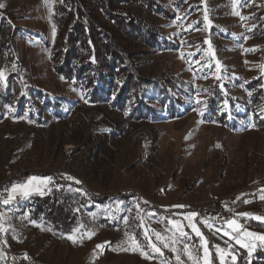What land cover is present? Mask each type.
<instances>
[{"label": "rangeland", "instance_id": "obj_1", "mask_svg": "<svg viewBox=\"0 0 264 264\" xmlns=\"http://www.w3.org/2000/svg\"><path fill=\"white\" fill-rule=\"evenodd\" d=\"M159 2L172 9L174 16L171 19L159 17L156 20L168 44L147 56V70L168 74L181 85L185 105L181 110L184 113L180 117L154 122L150 128H139L133 137L124 139L115 159L114 177L106 189H102V175L88 181L75 172L74 159L69 166L65 164L67 156L78 148L77 143L70 138L59 148L57 144L50 149L43 145L52 140L48 132H59L67 127L66 123L42 131L35 127L28 113L16 116V107H0V186L11 191L13 187L27 185L29 192L28 196L22 195L23 198L14 200V203L43 192L49 183L45 179L48 178L46 173H53L60 168L80 177L83 184H76L96 194L106 191L109 194L117 193L120 198L125 195L121 194L123 191L131 189L141 196L132 197L131 203L117 200L115 206L109 207L106 212L95 211L91 214L89 229L85 233L66 235V240L57 237L55 231L42 219L31 220L28 212L19 214V209H4V204L1 217L7 223V232L2 241L5 252L24 253L32 257L36 264H171V252L182 258L191 257L182 251L184 249L189 253L191 248H178H181L180 238H184L190 240L187 243L191 247L193 243L194 247L199 243V251L195 255L198 254L201 264H214L207 240L204 243V237L196 232L195 237L191 234L193 231L190 227L196 225L197 217L183 222L175 217L189 216L190 212H177L190 209L192 213L194 207L220 198L233 201L242 215L248 213L243 216L250 223L247 230H243L238 220H229H235L240 227L228 228L232 232L230 238L234 237V241L232 244L227 243L226 252H221L222 249L218 247V264H238L239 246L249 253L248 258L251 256L254 235L248 233L259 232V240L264 237L261 229L264 219H256L264 217V199H261L264 193L249 192L254 180L264 176V129L253 128L249 117L238 118L236 123L231 119L223 121L224 115L221 113L229 106L225 101L222 105H214L215 108L209 106L212 91L217 84L222 85L231 96L246 102L245 96L249 95L246 82L259 76L262 71L259 55L261 47L255 40V23L252 18L257 7H250L247 0H191L184 6L173 0ZM0 5H3L0 7V15L20 27L16 45L19 56L25 59V71L21 74L25 82L27 75L35 87L49 92L51 97L68 98L62 104L64 111L76 103L75 100L83 104L79 91L72 88L71 83L63 77H57L52 70L51 53L55 47L51 18L53 1L0 0ZM256 6L262 8L260 4ZM210 13L213 14L216 26L224 32L218 29L214 33L216 51L204 45V34H209L212 22ZM206 40L209 44V39ZM27 64H31L29 68ZM0 72L4 74L0 78V89L4 90L8 86L9 72ZM33 77L37 79L32 80ZM238 108L242 110L240 104H237ZM99 128L98 121L88 120V132ZM58 137L59 134H55V139ZM54 152L58 154L57 157ZM52 176L50 181L54 180ZM33 177L37 179L28 184ZM17 190L23 194L24 189L17 187ZM180 202L187 207L166 208V205ZM149 203L150 206L166 210L170 216V226H166L148 210ZM133 206L146 208L140 213L143 232L140 237H136L132 231L135 225H130V216L120 218ZM104 214L112 222L119 218L123 229L117 226L111 228L107 222L98 224ZM229 221L225 222L224 228L230 227ZM201 222L204 224H201L202 230L205 229L212 241H215L214 244L219 245L215 226L204 220ZM172 232L177 233L172 236ZM69 236H73L76 242L69 239ZM152 236L156 238L155 243ZM167 236L169 241L166 240ZM131 237L138 242L139 249L123 250L131 246ZM153 244L162 249L155 251ZM97 245H103V248H97ZM221 255L223 260L220 259ZM3 264H12V260H5Z\"/></svg>", "mask_w": 264, "mask_h": 264}, {"label": "trees", "instance_id": "obj_2", "mask_svg": "<svg viewBox=\"0 0 264 264\" xmlns=\"http://www.w3.org/2000/svg\"><path fill=\"white\" fill-rule=\"evenodd\" d=\"M51 1H53L51 18L55 31V47L51 53L52 70L57 77H63L71 83L72 88L79 91L83 104H80V100H75L76 103L64 111L62 104L68 98L51 97L49 92L35 87L27 75L25 82L21 76L25 71V59L19 56L16 45L20 27L14 26L6 16L0 15V71L9 72L8 86L4 90L0 89V107L4 108L6 105L16 107L14 114L16 116L28 113L29 119L35 122V127L42 131L50 126L66 123L67 127L60 129L59 132L52 130L48 132L52 140L43 145L50 149L57 144L56 147L59 148L70 138L77 143L78 148L67 156L65 164L69 166L74 159L75 172L88 181L90 178L97 179L102 175V189H106L114 177L115 159L124 139L133 137L138 133L139 128H150L154 122L180 117L184 113L181 110V107L185 106L181 85L168 74H156L147 70V56L168 44L156 20L159 17L171 19L174 13L159 0ZM188 1L191 0H173L174 3L182 6ZM196 1L201 2V0ZM247 1L250 7H257V11L252 13V18L255 23V40L261 47L259 55L262 60V71L259 76L246 82V87L249 89V95L245 96L246 102L237 96H231L222 85L217 84L212 91L209 106L215 108L214 105L225 101L229 106L221 113L224 115L223 121L232 120L236 123L238 118L249 117L253 128L263 130L264 0ZM257 4L262 8L259 9ZM210 20L212 22L208 30L209 34L204 32V45H209L210 49L216 51L214 33L219 28L213 20L212 13ZM219 31L224 33L221 29ZM206 39H209V44ZM30 65L27 64L26 67L29 68ZM36 77L32 80L37 79ZM223 85L228 86V84ZM237 104H240L242 110L236 109ZM219 118L221 119V116ZM90 119L100 123L98 130L87 131L86 125ZM235 123L231 125L234 124L233 127H236ZM55 134H59L58 139H55ZM54 154L58 156L56 152ZM51 175L53 173H46L45 176L51 177ZM118 196L106 191L98 195L74 182L54 177L52 185L46 191L32 194L19 203L10 202L3 207L16 211L19 209V214L28 212L31 220L42 219L55 231L57 237L66 240V235L74 232L85 233L92 222L91 214L95 211L106 212L109 207L115 206L117 200L131 203L132 197H140L137 194L120 196V198ZM147 205L151 213L158 216L166 226H170V216L166 214V210L152 205L151 207L150 203ZM145 209L133 206L130 211L127 210L124 215H120L121 219L127 215L128 218L131 217L130 225H135L131 230L136 233V237H140L143 233L140 213ZM185 211L191 213L190 209L177 213ZM107 216L104 214L99 222L95 219L98 224L107 222L111 228H116L115 226L122 228L119 218H115L112 222ZM175 219L181 222L188 221V216H179ZM203 220L213 224L214 229H217L216 239L220 241L219 245L214 244L215 241H212L204 228V231L202 230ZM195 223L202 233L201 237H204V243L206 239L209 244L211 260L214 264H218V247L226 252L227 243L232 244L234 241V237L230 238L232 232L228 230L231 227L224 228L225 222L217 225L211 220L201 218H197ZM261 229L264 236V225H261ZM131 230L129 232H132ZM190 230L193 231L191 227ZM176 233L171 234L173 236ZM191 234L197 236L195 231ZM180 239L181 248H178L181 250L183 247L191 248L189 253L182 250L185 255L191 257L182 258L171 252L169 254L171 264L189 262L201 264L200 257L197 256L198 254L195 255L196 251H199V243H196V247L193 243L191 247L187 243L189 239ZM152 240L156 242V238L153 237ZM166 240L169 241L170 238L167 236ZM256 243L257 246L252 249L249 258V253L244 248L240 246L237 248L240 252L238 264H248V262L264 264V239ZM184 254L182 256H185ZM228 256L229 254L226 257Z\"/></svg>", "mask_w": 264, "mask_h": 264}, {"label": "built area", "instance_id": "obj_3", "mask_svg": "<svg viewBox=\"0 0 264 264\" xmlns=\"http://www.w3.org/2000/svg\"><path fill=\"white\" fill-rule=\"evenodd\" d=\"M52 176L60 178L64 181L67 182H74L83 184L80 181V177L77 175L73 174L69 170H66L65 168H60L58 171H54ZM71 177L72 179H69ZM52 185V181H50L45 188V191L47 190L48 187ZM249 192L253 193H264V176L257 178L254 180V184L250 185L249 187ZM100 194L99 192H97ZM125 195H128L130 193H136V190H131V189H126V192H122ZM16 195H23L21 191L17 190L15 193L12 191H9L7 188L0 186V228H3V231H0V264L1 260H12V264H36L35 260L24 254V253H13V252H5L2 248V241L3 238L7 232V223L2 219L1 214H2V209H1V202L8 199L9 196H12L13 199L10 201H14V197ZM179 205H182V203H172L170 205H166V208H171V209H179V208H184V207H177ZM162 207L163 205H159ZM185 206V205H183ZM187 207V206H185ZM194 212H196L198 215L196 216L197 218L201 219H207V220H220L221 224L224 222L231 220V219H236L238 220L241 225L243 226V230H247V225L250 223V220L243 216L241 213H239L236 209V206L233 201L229 200L228 198H220V199H212L208 200L207 204L201 205L198 207H194ZM260 239V233L255 232L254 234V241H258Z\"/></svg>", "mask_w": 264, "mask_h": 264}, {"label": "snow or ice", "instance_id": "obj_4", "mask_svg": "<svg viewBox=\"0 0 264 264\" xmlns=\"http://www.w3.org/2000/svg\"><path fill=\"white\" fill-rule=\"evenodd\" d=\"M0 7H3V5H0ZM207 19H208V17H207V15H205V20H207ZM217 64H219V61H217ZM3 76H4L3 72H0V78H3ZM35 179H37V178L36 177L31 178V180L28 181V184H31L32 180H35ZM45 179L46 180H51V177H48V178H45ZM69 179H72V178L69 177ZM77 183H79V181H77ZM17 187L24 189L23 195L24 196H28L29 192L27 190V185H21V186L13 187L11 191L13 193H15L17 191ZM12 199H13V197L12 196H9V198L6 199V200H4L3 203L8 204L9 201L12 200ZM261 199H264V196H262ZM177 207H185V206L179 205ZM197 215L198 214L196 212H192V213L189 214L188 219L191 220L192 217H195ZM243 215H249V214L248 213H245ZM256 219H264V217H256ZM205 222L207 223V221H205ZM173 223H175V221H173ZM228 223H229V226L230 227H235L237 229L240 227L236 223L235 220L229 221ZM192 229H193V231H195L197 233V235H202V233H200L199 229L197 228V226L195 224H192ZM0 231H3V228H0ZM181 234L183 235V233H181ZM248 235H254V234L253 233H248ZM157 236H159L158 233H157ZM68 238L69 239H72L73 242H76V240H75V238L73 236H69ZM89 238H91V234L89 235ZM261 239H264V237H261ZM130 241H131V246L129 248L123 249V250H131V251L138 250L139 249V244H138V242L135 241V238L134 237H131L130 238ZM237 242L239 243V241H237ZM152 247H153V249L155 251H157V252L160 251V249L158 247H156L155 244H153ZM97 248H103V245H97ZM205 251L207 252V249H205ZM220 251L223 252V250H220ZM223 258H224L223 255H221L220 259L223 260ZM177 259H179V257H177ZM232 259H235V257H232Z\"/></svg>", "mask_w": 264, "mask_h": 264}, {"label": "bare ground", "instance_id": "obj_5", "mask_svg": "<svg viewBox=\"0 0 264 264\" xmlns=\"http://www.w3.org/2000/svg\"><path fill=\"white\" fill-rule=\"evenodd\" d=\"M82 181V180H81ZM124 192V191H123ZM121 194H123V193H121ZM23 198V196L22 195H16L15 197H14V200H21ZM5 203H3V201L1 202V207L4 205ZM206 203H204L203 205H205ZM198 206H201V205H198ZM197 206V207H198ZM212 222H214L215 224H217V225H221V221L220 220H211ZM4 261L5 260H1V264H3L4 263Z\"/></svg>", "mask_w": 264, "mask_h": 264}, {"label": "crops", "instance_id": "obj_6", "mask_svg": "<svg viewBox=\"0 0 264 264\" xmlns=\"http://www.w3.org/2000/svg\"><path fill=\"white\" fill-rule=\"evenodd\" d=\"M48 182H50V180L48 181ZM139 192V191H138ZM140 193V192H139ZM117 194V193H116ZM132 194H137V195H139L138 193H130V194H128V195H132ZM117 195H119V194H117ZM128 195H121V196H128ZM139 196H141V195H139ZM146 200H148V199H146ZM152 204H155L153 201H150Z\"/></svg>", "mask_w": 264, "mask_h": 264}, {"label": "water", "instance_id": "obj_7", "mask_svg": "<svg viewBox=\"0 0 264 264\" xmlns=\"http://www.w3.org/2000/svg\"><path fill=\"white\" fill-rule=\"evenodd\" d=\"M256 245H257V243H256V242H252V243H251V247H252V248H255V247H256Z\"/></svg>", "mask_w": 264, "mask_h": 264}]
</instances>
